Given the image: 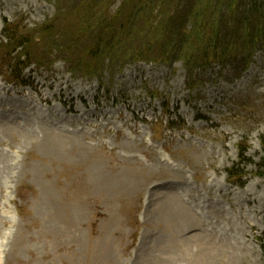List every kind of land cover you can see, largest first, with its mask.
<instances>
[{"label":"rangeland","instance_id":"obj_1","mask_svg":"<svg viewBox=\"0 0 264 264\" xmlns=\"http://www.w3.org/2000/svg\"><path fill=\"white\" fill-rule=\"evenodd\" d=\"M54 13L0 0V39ZM225 65L191 88L181 62L0 76V264H264V48Z\"/></svg>","mask_w":264,"mask_h":264},{"label":"trees","instance_id":"obj_2","mask_svg":"<svg viewBox=\"0 0 264 264\" xmlns=\"http://www.w3.org/2000/svg\"><path fill=\"white\" fill-rule=\"evenodd\" d=\"M47 1L55 13L43 23L29 28L5 21L1 31L0 69L21 84L25 68L59 60L70 72L90 77L129 63L181 62L189 87L195 70L228 61L244 71L264 48V0H121L113 11L117 0ZM166 123L176 127L173 119ZM260 144L264 150V137ZM246 152L241 148L225 170L238 186L246 173L237 168L252 162ZM257 167L264 178V153Z\"/></svg>","mask_w":264,"mask_h":264},{"label":"bare ground","instance_id":"obj_3","mask_svg":"<svg viewBox=\"0 0 264 264\" xmlns=\"http://www.w3.org/2000/svg\"><path fill=\"white\" fill-rule=\"evenodd\" d=\"M217 244V243H216ZM214 246V245H213ZM215 247V246H214Z\"/></svg>","mask_w":264,"mask_h":264}]
</instances>
